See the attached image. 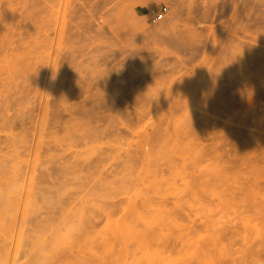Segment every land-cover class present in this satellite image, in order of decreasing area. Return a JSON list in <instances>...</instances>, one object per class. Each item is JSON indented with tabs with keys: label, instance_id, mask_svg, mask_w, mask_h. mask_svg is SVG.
I'll return each instance as SVG.
<instances>
[{
	"label": "rangeland",
	"instance_id": "1",
	"mask_svg": "<svg viewBox=\"0 0 264 264\" xmlns=\"http://www.w3.org/2000/svg\"><path fill=\"white\" fill-rule=\"evenodd\" d=\"M0 193V264H264V0H0Z\"/></svg>",
	"mask_w": 264,
	"mask_h": 264
},
{
	"label": "built area",
	"instance_id": "2",
	"mask_svg": "<svg viewBox=\"0 0 264 264\" xmlns=\"http://www.w3.org/2000/svg\"><path fill=\"white\" fill-rule=\"evenodd\" d=\"M169 12V8L166 5H162L157 12L152 15L151 22L158 23L162 21Z\"/></svg>",
	"mask_w": 264,
	"mask_h": 264
},
{
	"label": "bare ground",
	"instance_id": "3",
	"mask_svg": "<svg viewBox=\"0 0 264 264\" xmlns=\"http://www.w3.org/2000/svg\"><path fill=\"white\" fill-rule=\"evenodd\" d=\"M156 29V31L158 32V33H162V32H164V30L162 29V27H160V28H155ZM166 124H167V122H166ZM168 125H169V123H168ZM159 126H161V124H159ZM165 127H167V126H165ZM163 130H165V129H163ZM166 130H167V128H166ZM163 132V131H162ZM166 133H168V132H166ZM261 138V137H260ZM138 150V149H137ZM34 170V169H33ZM33 172V171H32ZM14 173V172H13ZM12 173V174H13ZM254 173V172H253ZM254 175V174H253ZM9 179H11V178H9ZM8 179V180H9ZM28 179V178H27ZM11 180H13V178L11 179ZM10 180V181H11ZM229 181V180H228ZM254 182V181H253ZM233 183V182H232ZM235 185V184H234ZM253 185V184H252ZM254 185H255V182H254ZM253 185V186H254ZM229 190V189H228ZM2 191V190H1ZM231 193H233V192H231ZM1 194V193H0ZM232 195V194H231ZM262 199H264L263 198V196H262ZM256 202V201H255ZM261 212V211H260ZM258 231H260V230H258ZM257 235V234H256ZM258 235H259V233H258ZM215 239V238H214ZM214 241V240H213ZM181 247H185L186 245H191L192 247H194V248H198L197 247V244L198 243H190V242H187V241H185L184 239H182L181 241ZM214 242H216V241H214ZM199 246V245H198ZM241 247V246H240ZM243 247V249H244V246H242ZM232 250H234V249H232ZM193 252V251H192Z\"/></svg>",
	"mask_w": 264,
	"mask_h": 264
}]
</instances>
